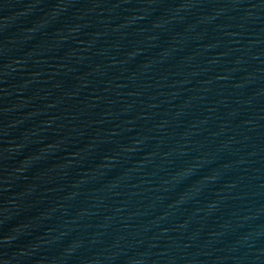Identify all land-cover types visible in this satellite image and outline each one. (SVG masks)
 <instances>
[{
  "label": "water",
  "instance_id": "obj_1",
  "mask_svg": "<svg viewBox=\"0 0 264 264\" xmlns=\"http://www.w3.org/2000/svg\"><path fill=\"white\" fill-rule=\"evenodd\" d=\"M0 264H264V0H0Z\"/></svg>",
  "mask_w": 264,
  "mask_h": 264
}]
</instances>
